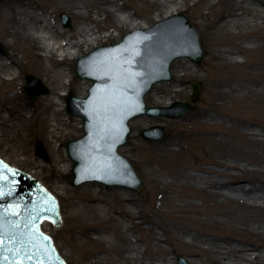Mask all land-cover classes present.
Listing matches in <instances>:
<instances>
[{
    "label": "rangeland",
    "instance_id": "374dc122",
    "mask_svg": "<svg viewBox=\"0 0 264 264\" xmlns=\"http://www.w3.org/2000/svg\"><path fill=\"white\" fill-rule=\"evenodd\" d=\"M22 1L24 0H6L0 4V43L4 44L9 52H12V54L7 53L5 56L0 55V69L4 71H0V117L6 118L10 124L13 121L14 128L17 127L19 129L18 132L14 130L13 134L16 136V143L12 139H3L0 137V158L10 166H14L35 177L36 180L57 198L62 216V225L60 227H54L51 223H44L41 226L42 231L53 239L58 252L67 264H130L123 255L119 254L112 253L111 255H105L99 253V255L105 256L100 259L95 257L94 253L98 249L92 237L94 232L87 234L84 231V226L75 220L78 209L86 205L91 208L88 211L89 214H92L93 211L100 214L101 222L96 224L100 228L98 230L106 229L111 231L115 225L119 226L124 224L121 230H129L124 234L130 240L126 245L127 248L135 249V245L132 243L133 239H142V242L138 241V243L141 244L140 249H145L142 258L144 264L149 263V258H152L153 264H160L158 256L161 253L162 256L165 254L169 258L170 264H176V258L178 256L184 258L188 264H209L211 258L205 259L200 256H185L186 248L175 243L173 238L168 237V240L166 242L164 241L165 237L161 234V229L157 226L156 222L166 219L164 211L170 210L166 205H161L160 198L163 196L161 194V187L167 188V185L164 183L171 180V178L164 180L157 178L154 183L149 184L148 177L145 175V169L141 164L143 157L147 154L135 148V145H160L172 139L185 143L190 137L188 136L189 133L201 132L203 136L213 137L215 141L219 139L229 140L228 144L212 149L210 155L200 152L197 153L198 163L202 167L223 170L222 167L208 162L211 157L216 156L215 153L220 152L218 156L228 161V163H237L248 169L264 170L263 166L247 164L244 160L241 161L236 158L237 155H243L244 157L264 156V114L262 113L264 104L237 103L231 100V97L217 99L215 96L216 93H225L227 95V90L235 86L236 83L237 85L247 83L248 79L251 78L250 71L253 66H259L261 68V73L258 72L255 78L264 79V44L262 41V30L252 28L250 25V17L244 15L242 22H248L249 26L230 29L228 33L220 36L218 41L215 42L213 40V37H215L213 26L217 23L219 16L226 17L229 14L235 0H190L185 7L181 6L180 9L182 11L175 12L174 14H184L190 24L196 29L204 52V59L199 65L193 63L195 65L193 69L196 68L197 72H192V66L185 68L184 58L175 60L171 65L172 80L170 82L155 84L152 90L146 95L145 100L148 106L157 107H170L175 101H182L190 104L191 111L179 118L160 116L152 118L142 116L133 119L129 123L132 132L128 137V143L120 147L119 153L131 164L142 183L141 188L137 192L125 187H106L97 182H88L78 187H73L70 184L71 178L68 179V176H71V163L68 167L62 147L68 141L74 140L82 135L81 120L69 115L70 118L66 121L68 123L65 129L61 133H58V131L52 133L53 137L49 139V132L52 129L51 124L56 123L57 127H59L61 118H64V114H62L63 117L53 116L52 112L54 111V107L47 105L43 97L49 95L51 91L57 92L58 94L61 92L65 93L66 95L62 96L65 101L69 95L81 97L82 93H86L91 82L86 81L79 87L74 85L72 78L75 81L79 80L75 74V65L80 56L75 60L68 61V65L63 67L65 71L62 72L60 78L56 74L57 68L54 62L46 59L37 60L35 58L30 42L21 37L23 26L20 28L16 23V19L20 21L24 19V12L19 7V3ZM25 1L32 4L36 14H38L39 10L46 12L47 14L45 16L47 18L51 17L52 22L58 27L62 25L60 22V14H65L69 17L72 25L70 28H64L65 30H71L72 39L74 38L73 28L79 24V20L74 18L73 6L79 4L82 7L84 2L89 7L88 11L95 21V23L86 21L85 24L95 31L97 30V24L100 33L102 36H105L89 52L98 46L116 44L121 40L122 36L130 32L128 28L116 27L114 21L104 18L102 14H99L97 12V0ZM171 4L175 8L177 3ZM149 10V6L143 0H129L125 8V12L134 15L133 24L147 28L155 23L161 22L162 19L160 18H163L162 15L157 16L155 12L150 13ZM27 11L31 12V9ZM81 11L85 13L87 10L86 8H82ZM258 12L264 15V8H258ZM226 22L230 24L231 19L227 17ZM255 22L257 24L263 22L264 24V18H255ZM245 37L248 39H244ZM255 44L258 46L256 50L249 52L244 50L246 46H254ZM225 46L231 50L241 51L236 55H231L239 61L238 63H232L222 57L221 48ZM87 53L82 50L81 56ZM11 61L15 62L13 66L10 65ZM8 64L9 66L5 68L4 65ZM187 64L190 65L189 62ZM10 71H16L18 75L14 81H7L4 78V73ZM68 71H70L72 78L65 76V72ZM29 75L39 79L48 88L49 93L39 96L33 101L28 99L23 91V86L26 82V77ZM68 80L70 84L65 83ZM52 82H59L62 86L54 89ZM192 82H197L200 89L197 94L192 96V100L188 101V97L192 92ZM157 91L161 93H157ZM164 93L170 95V97ZM167 103L170 104L167 106ZM23 105L27 106L34 113L27 123H23L20 118L7 116L8 112L13 114V111L18 110V107H22ZM205 109L211 114L217 115L214 123L202 126L195 125L193 118ZM67 118L65 117L64 119ZM179 121H184L193 129L190 130L189 127L179 124ZM240 123L246 124L251 130L243 128ZM154 125L162 126L164 129L165 135L161 140H143L138 135L141 129ZM252 131L258 133L255 138L249 134ZM38 142L44 147L48 155V161H45L37 155L36 145ZM58 144L61 145V148L56 152L52 147H58ZM173 148L176 149V146H173ZM227 152H232L234 156H224ZM40 163L43 166L37 167ZM67 167L68 169H66ZM230 172L232 174H242L238 169H232ZM193 173L203 174L201 172ZM256 179L264 182V175ZM244 184L249 186L248 182ZM88 186L91 187L93 193L100 194L102 201L91 203L83 202V193L85 192L84 190H87ZM193 191L192 189L186 193L191 194ZM124 192H129L135 200V203H130L127 206L128 212L134 214L137 211L135 206H138L141 209V215H137L133 221L128 220L124 216V223H120L122 217L120 211L123 208L118 200V196ZM191 199L194 206L188 212L191 218L189 223L192 227L191 230L203 232L213 231L224 236H234L242 239H248L251 237V234L260 231L252 223L255 220H259V212L253 210L245 211L228 203L217 204L213 200L201 201L197 196H192ZM175 203L179 204L177 200H175ZM185 204L190 206L191 203L185 202ZM72 205H76V209ZM196 209L202 210L203 213L194 214L193 212ZM215 211H221L227 214V217L213 214ZM209 213L211 215L207 216L206 214ZM81 214V218L85 219L87 213L84 212ZM243 219H245L244 222H242ZM139 220H144V222L136 223ZM207 222H209L208 225H206ZM212 222L223 225H211L210 223ZM176 236H180V234L176 233ZM111 240L113 243H117L115 236ZM211 257L214 258L213 256Z\"/></svg>",
    "mask_w": 264,
    "mask_h": 264
},
{
    "label": "bare ground",
    "instance_id": "6f19581e",
    "mask_svg": "<svg viewBox=\"0 0 264 264\" xmlns=\"http://www.w3.org/2000/svg\"><path fill=\"white\" fill-rule=\"evenodd\" d=\"M98 8L97 12L102 14L104 18H108L115 22V26L118 28H128L130 31H136L137 29H145L137 24H133L134 15L125 12L126 4L129 0H97ZM150 8L149 12H155L157 16H163L162 21L167 20L175 12L182 11L181 6L185 5L190 0H143ZM171 3H177L172 7ZM182 4V5H180ZM21 11H23V20L16 19L17 26L22 28L21 37L30 42V45L34 51L35 58L37 60L46 59L48 61L54 62L57 68V76L60 78L62 72L65 71L64 66L68 65L69 60H75L82 55V50L86 53L89 52L93 47L97 46L105 36H102L98 26L96 24V31L88 27L85 22L95 23L91 14L89 13V7L83 2L82 7L79 4L73 6L74 18L79 20L74 28V38H71V30H65L62 25L59 27L52 22V18H47L46 12L38 11L35 13V9L32 4L27 1H22L19 3ZM264 8V0H235L232 5V9L229 14L224 16H219L217 23L213 26L215 37L213 40L218 41V38L223 34L229 32L230 29H239L241 27L245 28L249 26L248 22L243 21L244 15L250 17L251 27L255 29L262 30L263 32V44H264V24L261 22L257 24L255 18L263 19L264 15L258 12V8ZM86 8V12H82L81 9ZM31 9V12L27 11ZM227 17L231 19L230 24H227ZM69 32V33H68ZM239 34V33H238ZM240 35V34H239ZM109 37V36H107ZM248 39V38H244ZM258 46H246L245 51L256 50ZM222 57L232 63H238L239 61L231 55H236L240 53V50H231L229 48H221ZM12 54V52H9ZM234 53V54H233ZM185 68H190L192 66V72H197V69H193L192 61L188 58H184ZM189 62L190 65L187 63ZM15 62L11 61L10 65L13 66ZM5 68L8 65H4ZM4 66H2L4 68ZM2 72L3 70L0 69ZM4 72V71H3ZM258 72L261 73V68L259 66H253L250 73L251 78L248 79L245 84L236 83L235 86L230 87L227 90V95L225 93H216L217 99H223L226 97H231L233 101L237 103L248 102L250 104H264V79L255 78ZM5 80L14 81L18 75L16 71L6 72ZM56 76V77H57ZM65 76L72 78L70 71L65 72ZM74 81L76 87L82 86L86 79H79ZM66 84H70V81H65ZM54 89L62 86L59 82H52ZM217 84V83H216ZM52 87V88H53ZM157 93H161L157 91ZM153 94V93H151ZM166 94V93H164ZM65 93L50 92L49 95L43 97V100L47 102V105L54 107L52 112L53 116L68 117L67 119H62L60 121V126L57 127L56 123L51 124V130L49 132V139H51L52 133L58 131L61 133L65 129L66 124L70 118L66 112L65 106L66 101L63 100L62 96ZM167 95V94H166ZM13 96H15L13 94ZM86 93H82L81 97H85ZM170 97V95H167ZM160 98V97H159ZM162 98V97H161ZM170 103H167V106ZM2 106V105H1ZM250 107V106H248ZM6 109V108H5ZM1 113V112H0ZM13 114L7 113V116L20 118L23 123H27L29 118H31L34 113L27 106L23 105L18 107V110L12 112ZM264 114V109L262 111ZM232 117V116H231ZM77 118V117H76ZM217 115L211 114L207 109L203 110L199 115L193 118V122L197 126H202L210 123H214ZM79 119V118H77ZM179 124H183L192 130L184 121H179ZM243 128L251 130L249 126L244 123H240ZM14 130L19 131L17 127L14 128V122L11 124L6 118L0 117V137L12 139L16 143V136H14ZM252 137L258 135L256 132L249 133ZM190 136L185 143L177 140H168L164 144L160 145H147L141 146L136 144L135 148L147 155L142 159V166L145 169V175L148 177L149 184L154 183L157 178L166 179L171 178L168 182H162L167 185V188L161 187V194L163 196L160 198L161 205H166L170 210L164 211V220L157 221V226L161 229V234H163L164 241L166 242L169 238H173V241L179 244L181 247L186 248L185 256H200L205 259L211 258L209 264H264V182L258 181L259 176L264 175L263 169H248L237 163H228V161L221 159L215 153V157H211L208 162L211 164L218 165L223 168V170H214L212 168L202 167L197 160V153H204L210 155L212 149H216L218 146L226 145L229 143L228 139L214 140L213 137H205L201 132H191L188 134ZM176 146V149L173 148ZM211 147V148H210ZM58 147H52L53 150H58ZM134 148V149H135ZM62 150L66 156L68 167L71 163L65 148ZM224 156H234L232 152H227ZM236 158L241 161H245L247 164H252L256 166L264 167V156H252L244 157L243 155H237ZM42 163L38 164L37 167H42ZM68 167L66 169H68ZM238 169L242 174H232L230 170ZM193 172H201L203 174H196ZM30 175V174H29ZM31 176V175H30ZM32 177V176H31ZM69 179V176H68ZM38 181V180H37ZM39 182V181H38ZM248 182L249 186L244 183ZM40 183V182H39ZM194 190L191 194H187V191ZM83 202H100L102 197L98 193H93L91 187L88 186L87 190H84ZM82 194V193H81ZM192 196H197L201 201L203 200H213L217 204H233L242 210H253L259 212V220H255L252 223L256 228L260 229L258 233L251 234L248 239H242L234 236H224L216 232L208 231H198L191 230L190 226V216L189 211L194 208L192 202ZM118 200L122 204V210L120 215V223L124 221V216L128 220H135L137 215H141V209L135 206L137 211L131 214L127 210V206L130 203H135L134 198L129 192H124L119 194ZM175 200L179 204L175 203ZM186 203H191L188 206ZM76 209V205H72ZM91 208L88 206H82L77 211L75 216L76 222L84 226V231L87 234L94 232L93 239L95 240V246L98 250L95 251L94 255L97 259L104 257L106 254L111 255L119 254L123 255L130 264H144L142 258L145 253V249H140L138 241L142 242V239H133L132 243L135 245V249L127 248V244L130 240L124 235L129 230H121L123 225H115L114 229L109 231L106 229H100L96 226L100 223V214L93 211L89 214ZM87 213L85 219L81 218V213ZM194 214L203 213V211L196 209ZM213 214L226 216L227 214L221 211H215ZM207 216L211 215L206 214ZM91 220V222H89ZM243 219L242 222H244ZM144 220H139L136 223H143ZM124 223V222H123ZM48 224V222H45ZM209 222L206 223L208 225ZM211 225L222 226L221 223L212 222ZM101 232V233H99ZM97 233V234H95ZM179 233L180 236H176ZM101 234V236H99ZM115 236L117 243H113L111 238ZM105 254L103 256L99 255ZM213 256L214 258H212ZM158 261L160 264H170L169 258L162 253L158 256ZM148 264L152 263V258L148 259Z\"/></svg>",
    "mask_w": 264,
    "mask_h": 264
},
{
    "label": "water",
    "instance_id": "95a60500",
    "mask_svg": "<svg viewBox=\"0 0 264 264\" xmlns=\"http://www.w3.org/2000/svg\"><path fill=\"white\" fill-rule=\"evenodd\" d=\"M60 18L64 27H71L67 16L61 14ZM7 52L0 43V54ZM203 55L196 29L179 13L148 29L131 31L115 45L98 47L80 57L76 75L92 84L86 97L72 95L66 101L67 112L80 118L83 125V135L65 144L72 162L70 184L78 187L99 182L107 187L124 186L138 191L141 181L119 153L132 132L129 122L141 116L178 118L187 114L191 110L188 104L149 107L145 96L154 84L172 80L170 66L174 60L188 57L199 65ZM192 87L193 95L199 91V85L193 82ZM24 92L35 100L49 90L39 79L27 76ZM139 136L160 140L164 129L153 126L141 130ZM36 153L48 161L40 142ZM33 178L0 159V264H66L52 239L40 229L46 220L54 226L61 224L58 202ZM177 264L187 262L178 257Z\"/></svg>",
    "mask_w": 264,
    "mask_h": 264
},
{
    "label": "snow or ice",
    "instance_id": "6c2138e0",
    "mask_svg": "<svg viewBox=\"0 0 264 264\" xmlns=\"http://www.w3.org/2000/svg\"><path fill=\"white\" fill-rule=\"evenodd\" d=\"M10 194V193H9ZM3 195V193H0V196H2ZM3 243V241L2 240H0V244H2Z\"/></svg>",
    "mask_w": 264,
    "mask_h": 264
}]
</instances>
